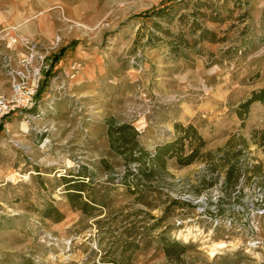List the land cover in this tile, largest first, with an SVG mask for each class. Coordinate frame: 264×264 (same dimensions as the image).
<instances>
[{"label": "rangeland", "instance_id": "obj_1", "mask_svg": "<svg viewBox=\"0 0 264 264\" xmlns=\"http://www.w3.org/2000/svg\"><path fill=\"white\" fill-rule=\"evenodd\" d=\"M261 89L264 0H0V264H264Z\"/></svg>", "mask_w": 264, "mask_h": 264}, {"label": "trees", "instance_id": "obj_2", "mask_svg": "<svg viewBox=\"0 0 264 264\" xmlns=\"http://www.w3.org/2000/svg\"><path fill=\"white\" fill-rule=\"evenodd\" d=\"M163 10L165 8L157 9L154 13H159ZM254 101L264 102V89L254 92L253 96L243 104V107H249ZM177 128L178 132L173 140L159 145L154 154L149 155L154 170L164 167L168 159L171 158H176L178 163L184 166L193 163L197 159H209L211 157L212 152H203L206 141L196 127L190 124L188 126L178 125ZM122 135L127 139L125 134L122 133ZM134 140L135 138L131 142L136 144Z\"/></svg>", "mask_w": 264, "mask_h": 264}, {"label": "built area", "instance_id": "obj_3", "mask_svg": "<svg viewBox=\"0 0 264 264\" xmlns=\"http://www.w3.org/2000/svg\"><path fill=\"white\" fill-rule=\"evenodd\" d=\"M25 67L26 68L19 70L15 74V90L17 95L14 99V104L10 107L11 109L20 106L28 108L33 105V98L37 91V81L40 76L41 67L31 69H29L28 66Z\"/></svg>", "mask_w": 264, "mask_h": 264}, {"label": "bare ground", "instance_id": "obj_4", "mask_svg": "<svg viewBox=\"0 0 264 264\" xmlns=\"http://www.w3.org/2000/svg\"><path fill=\"white\" fill-rule=\"evenodd\" d=\"M224 245H219V247H223Z\"/></svg>", "mask_w": 264, "mask_h": 264}]
</instances>
